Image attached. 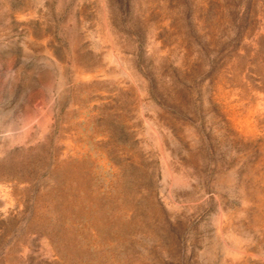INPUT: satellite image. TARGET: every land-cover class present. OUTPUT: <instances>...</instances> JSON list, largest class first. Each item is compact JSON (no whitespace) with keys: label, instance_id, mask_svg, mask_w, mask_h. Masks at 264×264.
Returning a JSON list of instances; mask_svg holds the SVG:
<instances>
[{"label":"rangeland","instance_id":"374dc122","mask_svg":"<svg viewBox=\"0 0 264 264\" xmlns=\"http://www.w3.org/2000/svg\"><path fill=\"white\" fill-rule=\"evenodd\" d=\"M0 264H264V0H0Z\"/></svg>","mask_w":264,"mask_h":264}]
</instances>
